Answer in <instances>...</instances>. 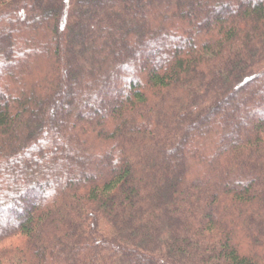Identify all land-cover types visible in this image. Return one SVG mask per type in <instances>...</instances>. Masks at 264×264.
Returning a JSON list of instances; mask_svg holds the SVG:
<instances>
[{"label":"trees","instance_id":"obj_1","mask_svg":"<svg viewBox=\"0 0 264 264\" xmlns=\"http://www.w3.org/2000/svg\"><path fill=\"white\" fill-rule=\"evenodd\" d=\"M0 264H264V0H0Z\"/></svg>","mask_w":264,"mask_h":264}]
</instances>
